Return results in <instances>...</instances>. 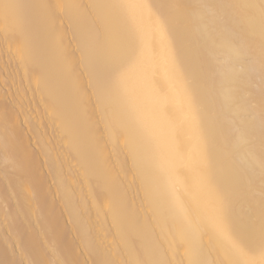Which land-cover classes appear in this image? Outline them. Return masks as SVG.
<instances>
[{"label": "bare ground", "instance_id": "6f19581e", "mask_svg": "<svg viewBox=\"0 0 264 264\" xmlns=\"http://www.w3.org/2000/svg\"><path fill=\"white\" fill-rule=\"evenodd\" d=\"M0 264H264V0H0Z\"/></svg>", "mask_w": 264, "mask_h": 264}]
</instances>
